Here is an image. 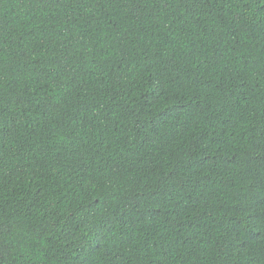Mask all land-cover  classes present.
<instances>
[{"label": "trees", "instance_id": "1", "mask_svg": "<svg viewBox=\"0 0 264 264\" xmlns=\"http://www.w3.org/2000/svg\"><path fill=\"white\" fill-rule=\"evenodd\" d=\"M0 264H264V0H0Z\"/></svg>", "mask_w": 264, "mask_h": 264}]
</instances>
